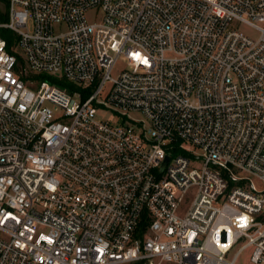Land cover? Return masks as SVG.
Listing matches in <instances>:
<instances>
[{
  "label": "built area",
  "instance_id": "1",
  "mask_svg": "<svg viewBox=\"0 0 264 264\" xmlns=\"http://www.w3.org/2000/svg\"><path fill=\"white\" fill-rule=\"evenodd\" d=\"M6 1L0 264H264V0Z\"/></svg>",
  "mask_w": 264,
  "mask_h": 264
},
{
  "label": "rangeland",
  "instance_id": "2",
  "mask_svg": "<svg viewBox=\"0 0 264 264\" xmlns=\"http://www.w3.org/2000/svg\"><path fill=\"white\" fill-rule=\"evenodd\" d=\"M5 3H7L6 0H0V11H4L5 10ZM242 29L244 31L248 32V33H253L252 29H250L249 27H246L244 25H242ZM13 47L15 49V53L17 54V56H19L21 58V54H20V51L18 49V46L16 45V41H14V46ZM119 63H120L121 66H127L128 65L126 59L123 56L119 57ZM65 83H67V82H65ZM101 115L104 116V117H108V118H110V119H112L114 121L117 120V116L115 114H113V116H110V115L102 113ZM131 115L134 116V117H140V115L138 113H135V112L132 113ZM253 180H254V183L256 184V186L259 187L260 186V182L256 178H253ZM248 253H249L248 249H245L244 251L241 252V254H240L239 258H238V263L239 264H243V263L246 262V257L248 255Z\"/></svg>",
  "mask_w": 264,
  "mask_h": 264
},
{
  "label": "trees",
  "instance_id": "3",
  "mask_svg": "<svg viewBox=\"0 0 264 264\" xmlns=\"http://www.w3.org/2000/svg\"><path fill=\"white\" fill-rule=\"evenodd\" d=\"M7 20H8L7 3H5V10L4 11H0V22H5ZM0 35L5 40L8 51H10L11 53L16 54L13 46H14V41L17 40V35L12 30H10L8 28H4V27L0 28ZM16 56H17V54H16ZM17 58H18L19 61L22 60V58H20L19 56H17ZM40 77L43 78V79L46 78V79H48L50 81H53V82L57 81L61 85L70 87L67 83H65L62 80H57V79H54L52 77H46L44 75H42ZM85 94H86V92H85Z\"/></svg>",
  "mask_w": 264,
  "mask_h": 264
},
{
  "label": "water",
  "instance_id": "4",
  "mask_svg": "<svg viewBox=\"0 0 264 264\" xmlns=\"http://www.w3.org/2000/svg\"><path fill=\"white\" fill-rule=\"evenodd\" d=\"M165 162H167V158L165 159Z\"/></svg>",
  "mask_w": 264,
  "mask_h": 264
}]
</instances>
